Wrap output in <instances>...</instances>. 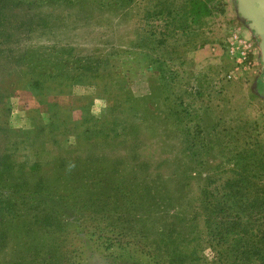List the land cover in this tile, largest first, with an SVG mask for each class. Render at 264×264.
Segmentation results:
<instances>
[{"label": "rangeland", "instance_id": "rangeland-1", "mask_svg": "<svg viewBox=\"0 0 264 264\" xmlns=\"http://www.w3.org/2000/svg\"><path fill=\"white\" fill-rule=\"evenodd\" d=\"M130 1L115 10L82 3L2 12L0 121L34 133L14 141L7 135L1 148H10L17 164L40 162L42 177L52 176L54 159L67 168L86 158L104 161L139 182L141 193L154 188L164 198L160 212L150 209L134 223L133 234L108 228V218L83 216L78 231H59L62 238L35 256L47 254L48 262L54 254L57 264H210L215 253L200 213L204 192H215L231 177L240 157L251 162L264 155L261 37L239 0ZM32 50L46 60H78L77 70L86 58L98 64L108 59L128 82L102 63L93 80L70 79L73 72L67 71L66 78H46L48 83L34 87L38 77L13 60ZM145 54L164 62L171 75L177 72V85H164L161 94L156 71L141 61ZM128 93L131 99H123ZM108 107L115 112L112 129L100 123ZM172 110L181 115H172L179 131L170 129ZM158 244L162 257L152 251ZM3 246L0 264H26L20 239ZM193 254L199 261H190Z\"/></svg>", "mask_w": 264, "mask_h": 264}, {"label": "trees", "instance_id": "trees-1", "mask_svg": "<svg viewBox=\"0 0 264 264\" xmlns=\"http://www.w3.org/2000/svg\"><path fill=\"white\" fill-rule=\"evenodd\" d=\"M131 2L127 0H0V16L4 10L15 8L72 7L90 3L97 8L115 10L128 7ZM191 2L201 3L196 0ZM169 14L175 15L173 12ZM161 15L163 16V13ZM181 17L178 13L176 19ZM35 51L20 53L13 58L16 66L25 68L31 75L39 78L33 81L34 87H42L48 83L46 78L48 80L53 77L66 78L67 71L73 72L69 76L70 79L88 77L93 80L102 71L103 64L106 70L107 68L112 70V75L123 77V80L128 82L127 76L117 74L114 65L112 66L110 61L107 62L108 59L103 62L100 60L98 64V61L93 60L94 58H86L84 60L86 64L77 70L78 60L71 62L69 59L68 64H65L38 58ZM141 61L145 66L147 64L151 70L156 71L160 80L157 87L161 90V94L164 85L168 87L177 85V72L171 75L169 68L164 62H160V59L153 61L145 54ZM151 89L155 95V89ZM127 90L131 93L130 89ZM122 98L130 100L131 96L129 93L123 94ZM114 114V110L108 107L104 113L105 118H101L100 123L110 129L114 128L116 121L111 119ZM173 114L178 120L181 116L176 110L169 113L167 117L170 116L173 120V123L169 122L170 129L179 131ZM135 117L136 115L132 119ZM190 130L187 129L186 134L191 138L189 144L193 152L196 146ZM33 133V131L24 133L13 130L6 122L0 121L1 142L2 139L6 140L7 135L16 137L11 139L9 136V139L14 141L23 137L29 138ZM109 135L106 134V138ZM29 141H31L29 147L34 149L33 140ZM16 144L12 143V145ZM1 146L2 144H0V245L3 244L5 247L8 239L16 242L20 239L26 250L24 258L26 264H57L54 254L50 255L52 259L47 258L48 262L43 258V256L47 257V254L37 256L39 249L56 244L63 236L59 231H68V233L73 230L78 231L83 216L89 217L94 222L108 218V228H119L123 234L128 235L133 234L131 228L134 223L142 222L146 219V214L152 213L150 209L153 213H158L159 208L164 204L163 196L156 190L153 191L154 188L149 190L144 188L141 193L139 182L124 175L119 176L118 172L104 161L86 158L79 161L78 165L69 164L67 168L54 159L52 176L42 177L40 162L33 165L17 164L12 158L10 148L5 150ZM247 160L250 159L240 157L239 161H235L231 177L224 178L215 192L210 190L204 192L200 202V213L204 218L207 235L210 237V248L215 253V260L210 264H264V155L252 160L253 162ZM191 163L194 164L193 160ZM151 205L152 208H149ZM230 217L232 220H229ZM65 218H68V225ZM161 248L158 244V247H154L152 251L162 257L160 250H165ZM34 253L37 255L35 256ZM193 255L194 258L190 261L193 263L199 261L198 255Z\"/></svg>", "mask_w": 264, "mask_h": 264}, {"label": "water", "instance_id": "water-1", "mask_svg": "<svg viewBox=\"0 0 264 264\" xmlns=\"http://www.w3.org/2000/svg\"><path fill=\"white\" fill-rule=\"evenodd\" d=\"M240 3L244 6V15L246 18L252 22L255 29L257 30V33L261 37L262 46H263V52H264V30L263 27L259 21V18L256 14L255 8L253 7V0H239Z\"/></svg>", "mask_w": 264, "mask_h": 264}, {"label": "flooded vegetation", "instance_id": "flooded-vegetation-1", "mask_svg": "<svg viewBox=\"0 0 264 264\" xmlns=\"http://www.w3.org/2000/svg\"><path fill=\"white\" fill-rule=\"evenodd\" d=\"M252 5L264 30V0H253Z\"/></svg>", "mask_w": 264, "mask_h": 264}]
</instances>
